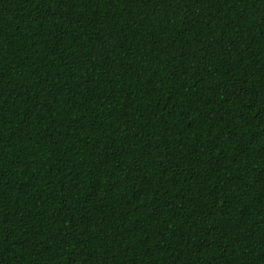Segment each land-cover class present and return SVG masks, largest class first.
<instances>
[{"label":"trees","instance_id":"trees-1","mask_svg":"<svg viewBox=\"0 0 264 264\" xmlns=\"http://www.w3.org/2000/svg\"><path fill=\"white\" fill-rule=\"evenodd\" d=\"M0 264H264V0H0Z\"/></svg>","mask_w":264,"mask_h":264}]
</instances>
